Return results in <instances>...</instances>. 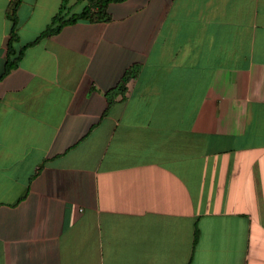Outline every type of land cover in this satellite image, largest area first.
<instances>
[{"label":"crops","instance_id":"crops-1","mask_svg":"<svg viewBox=\"0 0 264 264\" xmlns=\"http://www.w3.org/2000/svg\"><path fill=\"white\" fill-rule=\"evenodd\" d=\"M61 1L19 0L15 51ZM106 13L0 77V264H264V0Z\"/></svg>","mask_w":264,"mask_h":264},{"label":"trees","instance_id":"trees-1","mask_svg":"<svg viewBox=\"0 0 264 264\" xmlns=\"http://www.w3.org/2000/svg\"><path fill=\"white\" fill-rule=\"evenodd\" d=\"M83 2V6L79 12L70 14L67 16L61 15V11L63 10V6L66 0H62L61 4L58 8V12L54 15L50 24L41 31L37 37H35L32 41L23 45L17 51L14 50L13 44L17 41L16 36V10L18 8L19 0H11L5 8L4 15L7 20L10 22V29L7 36V41L4 49V61H3V72L0 77L7 74L10 70H12L17 64L22 51L24 48L31 46L38 42L43 38H47L51 35L56 34L63 26L71 25L76 22H87V23H97L104 22L108 19V15L106 13V7L109 4L120 3L123 0H78ZM138 70L137 65H132L128 69H126L121 78L119 79L116 86L111 90L105 93L106 105L111 104L116 96H120L122 98L126 88L125 85L130 80L134 79L136 72Z\"/></svg>","mask_w":264,"mask_h":264}]
</instances>
